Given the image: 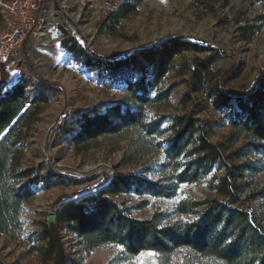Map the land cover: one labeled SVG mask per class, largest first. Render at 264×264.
Returning <instances> with one entry per match:
<instances>
[{"label": "trees", "instance_id": "trees-1", "mask_svg": "<svg viewBox=\"0 0 264 264\" xmlns=\"http://www.w3.org/2000/svg\"><path fill=\"white\" fill-rule=\"evenodd\" d=\"M137 3L120 4L115 17L134 13ZM258 28L241 26L239 33L243 40H250ZM161 42V48L149 45L118 58H94L97 68L119 76L124 88L115 104L75 112L76 118L65 125L76 127L70 146L83 152L100 138H121L127 144V163L160 152L162 163L155 180L144 177L150 169L111 177L102 174L106 186L95 193L77 201L74 196L58 198L54 207L67 202L56 215L57 228L76 238L79 255L73 260L63 254L61 264H80L106 246L118 248L107 264H125L142 253L155 254L159 264H170L178 254V264H264V77L240 93L226 90L224 78L215 84L223 105L229 107L232 100V109L227 118L229 133L213 143L209 135L216 124L200 122L194 113L169 117L154 110L168 103L174 90L163 81L178 54L213 48L201 46L193 37ZM66 44L68 52H76L75 44ZM82 56L85 65L91 66L93 58ZM23 58L26 68L40 80L27 53ZM202 72L211 74L204 63L198 65L196 77ZM47 103L46 95L30 96L20 81L0 95V237L11 241L20 237L23 208L38 187L54 185L40 165L23 163L29 129ZM214 168L222 174L207 182L213 196L178 199L181 186L205 182ZM121 196L125 198L118 201ZM134 199L135 205H129ZM149 200L175 201L166 210L154 209L148 218L133 217ZM37 236L28 239L23 258L37 256L53 262L55 246L48 224Z\"/></svg>", "mask_w": 264, "mask_h": 264}, {"label": "rangeland", "instance_id": "rangeland-1", "mask_svg": "<svg viewBox=\"0 0 264 264\" xmlns=\"http://www.w3.org/2000/svg\"><path fill=\"white\" fill-rule=\"evenodd\" d=\"M126 1L131 0H43L47 20L40 41L28 40L24 49L7 56L0 64V95L20 81L30 96L48 97L47 105L29 129L23 163L40 165L42 173L54 183L50 188L40 185L34 198L25 204L20 237L15 241L0 237V260L5 264H52V260L43 262L37 256L23 258V254L28 239L38 237L41 228L47 226L48 216L58 208L54 207L58 198L78 199L95 193L106 186L104 174L111 177L115 173L150 169L144 177H158L161 152L127 163V144L121 138H100L83 152L70 146L76 127L65 125L76 118L75 112L115 104L122 95L123 80L97 68V57L118 58L149 45L161 48L162 39L177 36L193 37L201 41V46L213 48L178 54L163 81L164 85H173L174 90L168 103L154 108L158 114L169 117L194 113L200 122L216 124L209 135L213 143L229 133L227 118L232 109L231 99L229 107L223 105L215 84L224 78L226 90L240 93L264 77V0H138L134 13L115 17L119 5ZM241 26L259 28L250 40H243ZM1 29L0 25V32ZM64 44H75L76 52H68ZM23 53H27L40 80L24 65ZM83 54L93 58L91 66L85 65ZM200 63L208 65L211 74L202 72L200 78L196 77ZM63 113L68 118L61 122ZM168 121L169 118L165 125ZM221 174V169L214 168L205 182L181 186L178 199L213 196L207 190V182ZM124 198L121 196L118 201ZM136 200L129 205H135ZM174 201L149 200L146 208L133 212V217L148 218L154 209L166 210ZM60 235L63 254L79 259L76 238L64 229ZM117 251L115 247H103L80 264H107ZM180 258L181 254L174 256L170 264H178ZM125 264L159 263L155 254L142 253Z\"/></svg>", "mask_w": 264, "mask_h": 264}, {"label": "built area", "instance_id": "built-area-1", "mask_svg": "<svg viewBox=\"0 0 264 264\" xmlns=\"http://www.w3.org/2000/svg\"><path fill=\"white\" fill-rule=\"evenodd\" d=\"M46 20L43 0L0 2V64L7 56L19 53L28 40L39 42ZM67 118V113H63L59 120Z\"/></svg>", "mask_w": 264, "mask_h": 264}, {"label": "water", "instance_id": "water-1", "mask_svg": "<svg viewBox=\"0 0 264 264\" xmlns=\"http://www.w3.org/2000/svg\"><path fill=\"white\" fill-rule=\"evenodd\" d=\"M84 196L85 195H82V196L78 197V199H75V200L76 201L80 200ZM66 202L67 201L61 203L58 206V208L48 216V219H47L49 235H50V237L53 241V244L55 246V255H54V259H53L52 264H61V260H62L63 244H62V240H61L60 231L58 230L57 225H56L55 218H56V215L58 213L59 208ZM0 264H5V263H4V261L0 260Z\"/></svg>", "mask_w": 264, "mask_h": 264}, {"label": "crops", "instance_id": "crops-1", "mask_svg": "<svg viewBox=\"0 0 264 264\" xmlns=\"http://www.w3.org/2000/svg\"><path fill=\"white\" fill-rule=\"evenodd\" d=\"M2 1H6V0H1V2H2Z\"/></svg>", "mask_w": 264, "mask_h": 264}, {"label": "bare ground", "instance_id": "bare-ground-1", "mask_svg": "<svg viewBox=\"0 0 264 264\" xmlns=\"http://www.w3.org/2000/svg\"><path fill=\"white\" fill-rule=\"evenodd\" d=\"M41 36H43V34H41Z\"/></svg>", "mask_w": 264, "mask_h": 264}]
</instances>
